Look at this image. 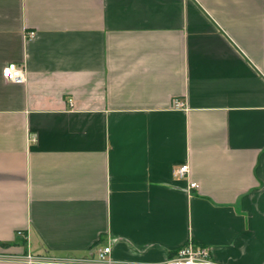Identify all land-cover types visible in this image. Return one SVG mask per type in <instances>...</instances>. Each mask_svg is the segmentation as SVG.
I'll list each match as a JSON object with an SVG mask.
<instances>
[{"label":"crops","instance_id":"1","mask_svg":"<svg viewBox=\"0 0 264 264\" xmlns=\"http://www.w3.org/2000/svg\"><path fill=\"white\" fill-rule=\"evenodd\" d=\"M188 242L264 264V0H0V264Z\"/></svg>","mask_w":264,"mask_h":264},{"label":"built area","instance_id":"2","mask_svg":"<svg viewBox=\"0 0 264 264\" xmlns=\"http://www.w3.org/2000/svg\"><path fill=\"white\" fill-rule=\"evenodd\" d=\"M35 37L34 32L28 34L29 39ZM3 78L11 83L22 85L26 82L27 72L23 64L9 63L2 70ZM174 107L176 109L185 108L183 101H174ZM190 167L187 163L176 165L173 169V177L176 180H188L189 179ZM189 189H198V184L195 182H189ZM111 248H100L96 250V258L90 261H85L82 264H116L109 258ZM27 260L34 262L40 260L39 258L29 256ZM51 262H55L54 260ZM165 264H216L212 259L211 251L207 247L195 245L193 242H188L186 245L181 247L177 253L166 261Z\"/></svg>","mask_w":264,"mask_h":264}]
</instances>
